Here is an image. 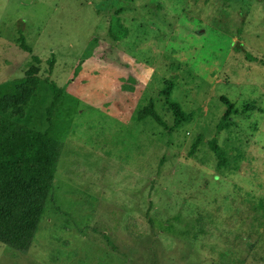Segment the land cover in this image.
<instances>
[{"label": "rangeland", "instance_id": "1", "mask_svg": "<svg viewBox=\"0 0 264 264\" xmlns=\"http://www.w3.org/2000/svg\"><path fill=\"white\" fill-rule=\"evenodd\" d=\"M47 78L66 89L51 127ZM223 96L239 113L218 134ZM151 101L171 129L138 119ZM0 113L63 142L32 241H0V264H264V0H0Z\"/></svg>", "mask_w": 264, "mask_h": 264}, {"label": "trees", "instance_id": "2", "mask_svg": "<svg viewBox=\"0 0 264 264\" xmlns=\"http://www.w3.org/2000/svg\"><path fill=\"white\" fill-rule=\"evenodd\" d=\"M116 15L112 17L109 34L117 41L120 37L114 32L113 22ZM121 32L120 29L118 33ZM20 46L30 53L33 52L23 34L20 36ZM34 57L38 59L37 56ZM48 61L52 69L53 56ZM46 81L53 93V101L48 108V121L51 127L55 109L61 104L66 89L54 80L47 78ZM173 87V81H169L163 93L174 113L175 127H179L191 119L192 113L184 112L181 106L172 100ZM221 100L226 109L217 125L218 134L228 129L233 122V115L239 113L236 104L228 97L223 96ZM249 107L247 106L245 110ZM149 116L160 125L169 127L156 110L153 101L145 106L137 117L143 120ZM50 129L41 132L0 113V241L19 249L26 248L32 241L45 211L46 200L52 195L63 142L54 139ZM203 139L200 136L195 141L193 150L197 149ZM207 143L217 158L218 169L236 168L231 156L219 144L217 137H213ZM151 206L152 202L148 213ZM150 220L152 221L151 218ZM160 226L164 231H171L173 228L170 221ZM152 229L156 235V228L153 226Z\"/></svg>", "mask_w": 264, "mask_h": 264}]
</instances>
